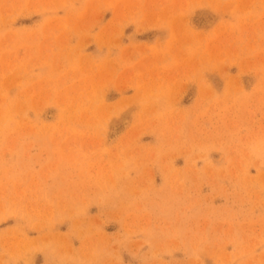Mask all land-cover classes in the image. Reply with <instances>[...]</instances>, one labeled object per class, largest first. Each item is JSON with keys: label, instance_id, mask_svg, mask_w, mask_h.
<instances>
[{"label": "rangeland", "instance_id": "1", "mask_svg": "<svg viewBox=\"0 0 264 264\" xmlns=\"http://www.w3.org/2000/svg\"><path fill=\"white\" fill-rule=\"evenodd\" d=\"M0 264H264V0H0Z\"/></svg>", "mask_w": 264, "mask_h": 264}, {"label": "bare ground", "instance_id": "2", "mask_svg": "<svg viewBox=\"0 0 264 264\" xmlns=\"http://www.w3.org/2000/svg\"><path fill=\"white\" fill-rule=\"evenodd\" d=\"M120 103V102H119ZM119 105V104H118Z\"/></svg>", "mask_w": 264, "mask_h": 264}]
</instances>
